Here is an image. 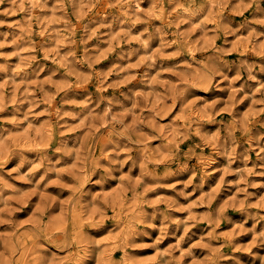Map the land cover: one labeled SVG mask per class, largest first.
I'll return each instance as SVG.
<instances>
[{
	"label": "rangeland",
	"instance_id": "obj_1",
	"mask_svg": "<svg viewBox=\"0 0 264 264\" xmlns=\"http://www.w3.org/2000/svg\"><path fill=\"white\" fill-rule=\"evenodd\" d=\"M0 264H264V0H0Z\"/></svg>",
	"mask_w": 264,
	"mask_h": 264
},
{
	"label": "clouds",
	"instance_id": "obj_2",
	"mask_svg": "<svg viewBox=\"0 0 264 264\" xmlns=\"http://www.w3.org/2000/svg\"><path fill=\"white\" fill-rule=\"evenodd\" d=\"M105 180V177H101V179L99 181H97V183H103Z\"/></svg>",
	"mask_w": 264,
	"mask_h": 264
}]
</instances>
